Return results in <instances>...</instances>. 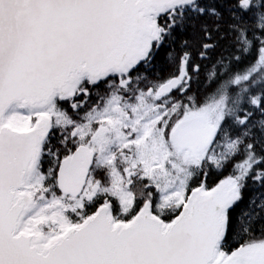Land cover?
I'll list each match as a JSON object with an SVG mask.
<instances>
[{"label": "snow or ice", "instance_id": "snow-or-ice-1", "mask_svg": "<svg viewBox=\"0 0 264 264\" xmlns=\"http://www.w3.org/2000/svg\"><path fill=\"white\" fill-rule=\"evenodd\" d=\"M0 264H264V0H0Z\"/></svg>", "mask_w": 264, "mask_h": 264}]
</instances>
